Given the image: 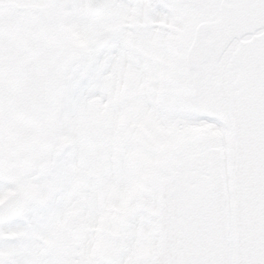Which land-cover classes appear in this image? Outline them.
<instances>
[{"label": "snow or ice", "instance_id": "obj_1", "mask_svg": "<svg viewBox=\"0 0 264 264\" xmlns=\"http://www.w3.org/2000/svg\"><path fill=\"white\" fill-rule=\"evenodd\" d=\"M0 264H264V0H0Z\"/></svg>", "mask_w": 264, "mask_h": 264}]
</instances>
